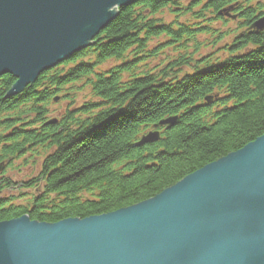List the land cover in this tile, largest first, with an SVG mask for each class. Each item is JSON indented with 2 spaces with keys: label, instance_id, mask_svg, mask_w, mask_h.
Returning <instances> with one entry per match:
<instances>
[{
  "label": "trees",
  "instance_id": "trees-1",
  "mask_svg": "<svg viewBox=\"0 0 264 264\" xmlns=\"http://www.w3.org/2000/svg\"><path fill=\"white\" fill-rule=\"evenodd\" d=\"M263 16L264 0H142L19 95L0 77V222L125 209L262 137ZM14 162L32 172L18 185Z\"/></svg>",
  "mask_w": 264,
  "mask_h": 264
},
{
  "label": "water",
  "instance_id": "water-1",
  "mask_svg": "<svg viewBox=\"0 0 264 264\" xmlns=\"http://www.w3.org/2000/svg\"><path fill=\"white\" fill-rule=\"evenodd\" d=\"M140 1L0 0V77L16 80L7 95L90 47L118 8ZM158 140L154 130L136 146ZM0 264H264V135L113 213L0 222Z\"/></svg>",
  "mask_w": 264,
  "mask_h": 264
},
{
  "label": "rangeland",
  "instance_id": "rangeland-1",
  "mask_svg": "<svg viewBox=\"0 0 264 264\" xmlns=\"http://www.w3.org/2000/svg\"><path fill=\"white\" fill-rule=\"evenodd\" d=\"M187 2H190L191 0H186ZM194 2H195V0H194ZM118 9H120V8H118ZM118 9H117V12H118ZM163 14H165V15H168L167 14V12H164ZM191 17V15H188V18H190ZM171 19V17H167V19H165L166 21H169ZM261 19H264V16L263 17H260V19L259 20H261ZM257 22V21H256ZM107 27V26H106ZM228 27L229 28H233L234 27V25L232 24V23H230L229 25H228ZM217 28H221V25L220 24H218L217 25ZM252 29H254V28H252ZM259 31H263V30H259ZM209 51V50H208ZM167 52H170V51H167ZM207 52H204V54H206ZM106 65L105 66H103V69H108V68H110V67H112L114 64H115V61L114 60H109L107 63H105ZM5 75H7V74H5ZM9 75V74H8ZM2 76H4V75H2ZM1 76V77H2ZM13 96H16V95H13ZM56 108H58V107H56ZM55 109V108H54ZM51 117H53V116H51ZM50 117V118H51ZM149 133V132H148ZM147 133V134H148ZM147 134H145V135H147ZM245 147V146H244ZM243 147V148H244ZM14 165H13V167L12 168H10V169H15L14 171H11V170H8L7 171V176L8 177H10L12 180H13V182L15 183V185H18V184H20L21 182H23L27 177H30L31 176V173L32 172H30V173H27L28 171V168L26 169V170H24L23 169V167L20 169V167H21V164L19 163V162H14L13 163ZM29 164V163H28ZM39 165H40V160H36V166H34V171H35V173H37L38 172V169H39ZM27 166V165H26ZM17 168H19V169H17ZM18 170H19V172H18ZM27 175V176H26ZM180 182V181H179ZM177 184V183H176ZM5 194V196H6V198L10 195L11 196V194H9V192L8 191H5L4 192ZM18 193L16 192L15 194H12V195H17ZM27 194H29V193H26V192H24L22 195L20 194V195H17L16 196V199H17V201H20V202H24V195H27ZM17 205H19L18 204V202H17ZM113 213V212H112ZM5 222V221H4Z\"/></svg>",
  "mask_w": 264,
  "mask_h": 264
},
{
  "label": "bare ground",
  "instance_id": "bare-ground-1",
  "mask_svg": "<svg viewBox=\"0 0 264 264\" xmlns=\"http://www.w3.org/2000/svg\"><path fill=\"white\" fill-rule=\"evenodd\" d=\"M133 5H134V4H133ZM262 30H263V31H259V30H257V32H264V29H262ZM95 38H96V37H95ZM95 38H94V39H95ZM94 39H93V41H94ZM93 41H92V42H93ZM84 50H85V49H84ZM80 52H81V51H80ZM80 52H79V53H80ZM77 54H78V53H77ZM75 55H76V54H75ZM73 56H74V55H73ZM73 56L69 57V58L66 59L65 61H68V60L72 59ZM60 64H61V63H60ZM44 73H45V72H44ZM30 86H31V85H30ZM18 95H19V94H18ZM170 119H171V118H170ZM155 128H156V127H155Z\"/></svg>",
  "mask_w": 264,
  "mask_h": 264
}]
</instances>
